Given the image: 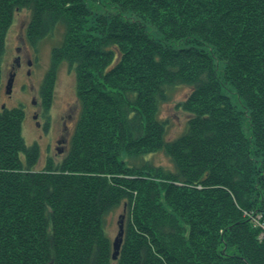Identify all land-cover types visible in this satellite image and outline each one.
Wrapping results in <instances>:
<instances>
[{
	"label": "trees",
	"instance_id": "trees-1",
	"mask_svg": "<svg viewBox=\"0 0 264 264\" xmlns=\"http://www.w3.org/2000/svg\"><path fill=\"white\" fill-rule=\"evenodd\" d=\"M21 9L35 44L64 27L53 67L81 109L63 162L34 171L24 109L0 108V264H264V0H0V83ZM177 86L191 117L169 140Z\"/></svg>",
	"mask_w": 264,
	"mask_h": 264
},
{
	"label": "rangeland",
	"instance_id": "rangeland-1",
	"mask_svg": "<svg viewBox=\"0 0 264 264\" xmlns=\"http://www.w3.org/2000/svg\"><path fill=\"white\" fill-rule=\"evenodd\" d=\"M31 17L32 10L17 11L4 39L0 108L24 109L23 138L29 146L38 145L40 158L34 168V171H38L44 169L50 160L54 165L63 162L70 150L81 106L74 68L68 62L53 67V50L63 43L64 27L57 26L52 34L35 44L28 38ZM12 79L13 87L9 92L8 85ZM192 90L187 86L175 87L170 101L161 107V119L169 122V140L177 139L187 129L191 115L179 108L178 104L185 101ZM146 158L154 165L175 169L170 158L162 152ZM21 159L25 161L24 155ZM127 214L122 205L108 215L106 233L112 243L118 237L121 226L124 230Z\"/></svg>",
	"mask_w": 264,
	"mask_h": 264
},
{
	"label": "water",
	"instance_id": "water-1",
	"mask_svg": "<svg viewBox=\"0 0 264 264\" xmlns=\"http://www.w3.org/2000/svg\"><path fill=\"white\" fill-rule=\"evenodd\" d=\"M12 84H13V79L9 82V92H11L12 90ZM123 223V222H122ZM123 226L120 227V232H119V235L118 237L116 238L115 242L113 243L114 244V260H117L118 256L120 255L119 252H120V249H121V246H122V241H123V236H124V232H123Z\"/></svg>",
	"mask_w": 264,
	"mask_h": 264
}]
</instances>
